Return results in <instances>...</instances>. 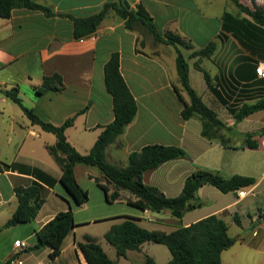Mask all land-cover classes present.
Wrapping results in <instances>:
<instances>
[{
  "label": "crops",
  "instance_id": "1",
  "mask_svg": "<svg viewBox=\"0 0 264 264\" xmlns=\"http://www.w3.org/2000/svg\"><path fill=\"white\" fill-rule=\"evenodd\" d=\"M33 1L48 6L54 15L17 8L10 18H0V162L4 166L0 171V264H10L14 259L21 264H87L77 245L86 235L94 237L118 264L109 255L111 245L104 236L125 218H134L147 230L170 233L211 215L222 217L236 239L222 253L223 264H264V110L242 121L234 117V111L264 98V78L256 72L264 64V26L232 0H127L131 9L138 5L145 8L162 38L173 33L188 44L182 52L189 63L191 86L224 123L220 133L229 141L225 147L219 139L210 141L202 136L198 117L182 119L183 101L189 103L190 99L179 80L175 47L142 39L141 25L130 30L113 12L95 33L74 37L73 21L68 16L85 18L118 0ZM239 2L253 8V0ZM255 2L264 8V0ZM212 42L216 49L210 57H191ZM114 53L120 55V70L138 112L124 133L107 147L108 162L124 168L129 155L146 145L181 147L186 151L185 158L144 173V183L168 197L181 194L186 179L198 169L216 171L225 178L248 176L256 183L234 193L205 185L197 192L196 207L178 219L169 210L158 213L131 206L128 199L136 198L128 191L122 192L123 199L108 202L96 182V178L104 181L99 168L79 163L76 179L89 198L83 206H76L60 182V164L47 149L56 144V136L34 125L22 107L2 91L18 88L23 104L54 125L74 117L65 132L67 140L80 154H89L115 117L104 74ZM55 74L63 79L62 89L39 93L44 78ZM247 135L253 136L256 148L246 147ZM33 184L42 185L45 198L36 218L4 227L18 207L15 187ZM70 209L76 227L65 237L60 254L52 258L48 247L32 249L39 243L37 232L56 214ZM235 214L240 216L241 226L233 220ZM232 226L236 227L233 234ZM17 241H23L26 248L15 249ZM151 243H144L140 250H129L123 258L128 260L136 252L141 264H146V255L162 264L150 251Z\"/></svg>",
  "mask_w": 264,
  "mask_h": 264
},
{
  "label": "trees",
  "instance_id": "2",
  "mask_svg": "<svg viewBox=\"0 0 264 264\" xmlns=\"http://www.w3.org/2000/svg\"><path fill=\"white\" fill-rule=\"evenodd\" d=\"M243 12L249 14L254 21L264 26V8L253 0V8L242 5L239 0H232ZM124 0L107 3L96 14L76 18L68 16L74 25V37L77 39L86 37L96 32L99 25L110 12H113L125 20L126 27L136 30L141 25L146 31L154 35L156 40L164 41L176 49V68L180 83L189 96L190 102L186 103L176 88V92L184 103L181 117L189 120L198 117L202 123V136L208 140L219 139L222 145L227 147L229 141L220 133L224 123L217 113L210 108L191 86L189 77V63L180 47L188 48V44L178 35L168 33L162 38L158 33L152 17L142 5L135 9H127ZM17 8L40 10L47 16H53L52 10L45 5L33 0H0V18L8 19L12 11ZM216 49L215 43H210L205 48L192 53L191 57H210ZM197 67L201 69L199 64ZM205 78L209 82V75ZM105 85L112 95L114 106V121L104 127L89 154H80L67 140L66 129L74 123V117L64 124L57 126L40 118L33 109L26 107L19 97L18 88L2 91L3 95L22 107L25 114L34 125H39L42 130L53 133L56 144L48 146V151L60 164L62 174L60 182L69 197L76 206H83L89 198L88 191L77 181L75 167L79 163L97 166L102 174V179L96 178L98 185L104 190L108 202L112 203L123 199V191L130 192L135 201L128 199V203L142 211L163 212L169 210L175 218L181 219L186 212L196 206L198 190L211 185L222 193H234L241 189L251 187L256 183L252 177L234 175L231 178L223 177L219 172L205 169L194 171L185 181L181 194L168 197L157 187L144 183V173L158 168L160 165L185 158L186 151L174 145L152 144L144 146L140 151L133 152L128 157V165L124 168L117 167L106 158V149L122 135L126 127L131 124L138 112L137 102L129 89L120 70L119 53L112 54L106 63ZM63 79L59 74L45 77L42 89L61 90ZM264 110V98L254 104H246L238 111H234L236 121H242L255 112ZM252 135H247L245 145L248 148H256ZM7 167V165H5ZM0 162V171L3 170ZM105 182V183H104ZM110 185V188H109ZM44 188L40 184L28 187H15L14 192L18 201V207L4 227H12L20 223L32 222L41 207L45 203ZM264 217V214L261 215ZM237 225L241 226V218L238 214L233 216ZM76 227L72 209L60 212L54 216L43 228L37 232L39 243L33 247L39 250L45 247L51 249L50 256L57 257L62 249V244L68 233ZM105 240L115 248L118 257H126L129 250H140L147 242L165 245L172 256L167 264H223L222 253L231 248L236 239L229 234L227 222L218 215H211L187 227H179L167 233L161 230H147L141 227L134 218L127 217L121 223L113 225L105 234ZM78 248L82 252L87 264H117L104 251L102 245L92 236L86 235L83 242H78ZM146 264H158L151 256L146 255Z\"/></svg>",
  "mask_w": 264,
  "mask_h": 264
},
{
  "label": "rangeland",
  "instance_id": "3",
  "mask_svg": "<svg viewBox=\"0 0 264 264\" xmlns=\"http://www.w3.org/2000/svg\"><path fill=\"white\" fill-rule=\"evenodd\" d=\"M141 38L150 41H155L156 38L154 37L153 34H151L150 32L146 31L145 28L143 26H141ZM172 46V45H171ZM174 47V46H173ZM170 48V47H169ZM182 49H184L183 47H180V50L182 51ZM176 50V49H175ZM170 55L173 54V49L170 48ZM183 53V52H182ZM236 227L232 226L231 228V234H233V231ZM153 246L152 249L150 250L152 253H154L158 259V261L162 264L166 263V261H168L171 258V254L170 251L168 250V248L163 245V244H159V243H151ZM110 251L108 252L109 255L115 259L116 261H118V264H141V257L139 254H137L136 252L133 253V256L129 257L128 260H126L123 257H118L115 253V249L110 246Z\"/></svg>",
  "mask_w": 264,
  "mask_h": 264
},
{
  "label": "built area",
  "instance_id": "4",
  "mask_svg": "<svg viewBox=\"0 0 264 264\" xmlns=\"http://www.w3.org/2000/svg\"><path fill=\"white\" fill-rule=\"evenodd\" d=\"M256 72L260 77L264 78V64H260L256 68ZM14 247L17 250H23L24 248H26V244L23 241H17L15 242ZM10 264H21V261L18 259H14L10 262Z\"/></svg>",
  "mask_w": 264,
  "mask_h": 264
},
{
  "label": "water",
  "instance_id": "5",
  "mask_svg": "<svg viewBox=\"0 0 264 264\" xmlns=\"http://www.w3.org/2000/svg\"><path fill=\"white\" fill-rule=\"evenodd\" d=\"M124 5L126 6L127 9H131V6L127 0H124Z\"/></svg>",
  "mask_w": 264,
  "mask_h": 264
}]
</instances>
